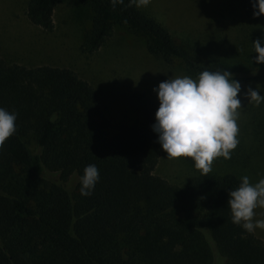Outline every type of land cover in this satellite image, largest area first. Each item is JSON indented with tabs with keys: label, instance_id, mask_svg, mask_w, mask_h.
I'll return each instance as SVG.
<instances>
[{
	"label": "trees",
	"instance_id": "trees-1",
	"mask_svg": "<svg viewBox=\"0 0 264 264\" xmlns=\"http://www.w3.org/2000/svg\"><path fill=\"white\" fill-rule=\"evenodd\" d=\"M64 1L29 0L27 18L52 30ZM78 1L92 14L81 45L86 52L121 28L154 58L166 65L180 60L195 77L234 73L194 58L130 0L115 7L110 0ZM242 2L264 26V15L254 18L250 0ZM158 106L146 92H134L132 119L120 122L99 89L73 69L9 63L0 54V108L16 114V130L0 148V264H264V241L231 222L227 198L241 183L237 175L197 169L177 185L154 174L163 152L150 127ZM89 164L99 180L83 196L80 177Z\"/></svg>",
	"mask_w": 264,
	"mask_h": 264
},
{
	"label": "rangeland",
	"instance_id": "rangeland-1",
	"mask_svg": "<svg viewBox=\"0 0 264 264\" xmlns=\"http://www.w3.org/2000/svg\"><path fill=\"white\" fill-rule=\"evenodd\" d=\"M29 0H0V54L9 63L25 66L51 65L71 68L99 89L108 113L120 122L132 119L129 98L146 92L157 100L153 88L166 79L189 76L180 60L166 65L151 56L141 40L125 29L115 33L97 51L82 49L85 34L92 27L91 11L78 0H66L55 8L54 27L46 30L32 24L26 10ZM143 11L158 20L175 42L197 60L234 70L240 83L237 139L230 159L213 160L209 173H233L251 184L264 178V101L259 105L244 97L248 88L264 95V64H256L252 41L264 34L242 0H150ZM158 101V100H157ZM37 152L33 137L26 138ZM199 171L183 157L169 160L162 152L154 174L184 185ZM52 178L66 182L52 173ZM254 219H264V209H254ZM255 235L264 241V230Z\"/></svg>",
	"mask_w": 264,
	"mask_h": 264
},
{
	"label": "clouds",
	"instance_id": "clouds-1",
	"mask_svg": "<svg viewBox=\"0 0 264 264\" xmlns=\"http://www.w3.org/2000/svg\"><path fill=\"white\" fill-rule=\"evenodd\" d=\"M115 7L123 0H110ZM136 7H146L150 0H130ZM253 17L264 15V0H250ZM256 64H264V34L252 41ZM159 106L150 126L156 134V143L169 160L191 158L202 175L211 171L213 160L230 159L231 150L239 143L237 137L238 109L241 108L240 83L227 71H202L197 79L189 76L166 79L153 88ZM248 101L259 105L264 95L248 88L243 94ZM16 114L0 108V148L15 132ZM99 180L94 164L87 165L80 177V194H91ZM227 205L231 222L248 233L264 230V219H254V209H264V178L254 185L247 176L241 177L239 186L228 192Z\"/></svg>",
	"mask_w": 264,
	"mask_h": 264
}]
</instances>
